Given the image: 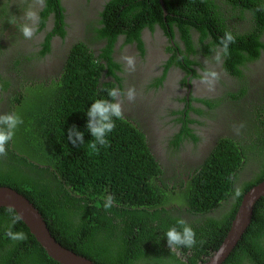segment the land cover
Returning a JSON list of instances; mask_svg holds the SVG:
<instances>
[{
	"label": "trees",
	"instance_id": "obj_1",
	"mask_svg": "<svg viewBox=\"0 0 264 264\" xmlns=\"http://www.w3.org/2000/svg\"><path fill=\"white\" fill-rule=\"evenodd\" d=\"M163 3L165 20L159 0H110L102 12L103 26L97 29L98 36L109 44L108 52L97 55L87 44H75L48 85L43 84L45 79L34 82L29 78L24 87H14L4 98L1 95L9 84L0 78V114L15 112L23 120L6 145L7 155L0 156V186H10L27 197L57 242L97 264H203L225 237L244 192L264 178V144L254 152L246 144L259 129L258 137L262 132L264 136V91L259 93L262 102L254 109L236 110L239 118L244 112L254 118L246 130L243 121L245 135L235 134L238 129L220 137L198 168L181 179L180 191L163 178L143 132L125 117L116 121L107 147L98 153L87 147L92 137L86 129V110L92 100L108 98L107 91L115 87L106 77L119 80L114 70L120 66L110 57L111 43L118 35L142 51L143 28L152 31L158 25L167 35L177 33L184 46L179 57L192 66L188 73L195 76L198 47L206 57L219 49L223 69L236 77L244 76L242 64L255 61L264 50L262 0H221L233 8L230 26L218 0ZM51 11L55 12L52 33H63L64 9L59 10L57 3L42 12V25ZM247 11L251 27L240 29L236 19L245 18ZM191 29L197 32V41L192 39ZM226 31L234 35L235 43L225 56L220 38ZM52 33L38 46L34 60L49 52ZM102 57L108 66L104 74ZM245 93L240 89L231 97L239 100ZM73 125L84 133L85 145L74 147L68 141V129ZM190 136L193 141L198 139ZM182 138L175 136V147ZM256 156L261 162L252 158ZM251 160L263 168L253 180H242L241 171ZM237 187L241 195L234 199ZM109 195L113 203L106 210L103 205ZM8 209L0 207V264H60L46 254L21 220L13 231H23L27 240L7 237L13 215H17ZM177 219L194 229L197 243L192 248L169 249L164 234L176 226ZM223 264H264V197L256 202L250 226Z\"/></svg>",
	"mask_w": 264,
	"mask_h": 264
},
{
	"label": "clouds",
	"instance_id": "obj_2",
	"mask_svg": "<svg viewBox=\"0 0 264 264\" xmlns=\"http://www.w3.org/2000/svg\"><path fill=\"white\" fill-rule=\"evenodd\" d=\"M4 1H10L11 2V0H4ZM262 2L264 5V0H262ZM56 3L59 6V10L61 8L64 9L65 19H67L68 15H69V11L71 9L73 10V8H76L77 5L85 6V4H86L85 2L80 1L79 4L76 3V5H74V0H47L45 3H43V0H35V4L41 6V8L44 6V10L48 6L54 7V5ZM19 10L15 11L16 15L12 16L13 18L10 19L9 23H16V20H15V18H16L19 22L18 24H20L19 29H20V31H21V33L25 39L31 40L40 31H43L45 33H42L36 37L37 43L35 45H32V48L30 50H28L27 52L19 53L16 50L12 51L14 49L11 47L10 44L6 49H4L6 51L3 50L0 52V54H1L0 60L2 61V64L0 65V78H1V80H5V82H8V84H9V86L4 90L5 93H3L1 95V97L6 98V96L10 92L13 91L14 87L19 89V87L22 84L26 85L27 82L29 81V78L31 79V81H34V82H37L39 79H45L43 84L48 85L50 83V79H52V77H55L57 72L62 68V66L66 60V57L70 54V50L72 49V47L79 42L87 44L90 47V49L92 51H94L95 54H97V55L98 54L100 55V53L101 54L107 53L109 50V47H108L109 44L106 41V39L100 38L98 36V30L97 29L98 28L100 29V27L103 26V24L101 23L102 19L96 23V24H101L100 27L94 26L95 23L94 24L91 23L85 27L83 32H86V34L88 35V37L90 39L88 37H84L83 39H78L75 35L72 36L71 32L74 31V28H73V23H71L72 21H70V20H66V22H64L63 33H52L53 29L55 27V23H54V19H53L55 16V12H53V11H51L50 13H48L46 15L45 23L42 25L41 15H42V12L44 10L41 11L40 17H39V14L37 13V11L34 10V8H32V7L29 8L27 5H24L23 7L19 8ZM162 10H163V8H162ZM223 10H222V13L225 14L223 16V17H225V22L228 26H230L234 20L233 12L227 7H224ZM21 11H23V12H21ZM165 11H166V9H165ZM102 12H100L101 18H102ZM166 14H167V12H166ZM163 16H164V11H163ZM165 17H166V15L164 16V20H165ZM247 18L249 20H245ZM236 20L249 24V27L245 30H248L251 27V15L248 11H247V13H245V18H243V19L237 18ZM63 21H64V18H63ZM41 25L43 27H42V29L39 30V27ZM155 26H158V25H155ZM12 28H13V26H12ZM193 30L194 29H191L192 35L196 37V35H198V34L196 31H193ZM10 32L12 33V31H10ZM48 32H51L52 34H54L49 38V43H50V39L53 36L64 37L65 35L71 33L70 39H68V40L63 39L62 42L60 43V45H62L64 47L67 46L68 49L65 48L64 52H62V50L59 49L57 51V53H55V54H52V51L49 50V52L47 54L42 55L43 57L41 59H35L34 60L33 59L34 53L38 52L37 48H38V46H40V44L42 42L45 41V39L48 35ZM150 32H151V30H150ZM174 34L178 36L177 33H174ZM119 36L120 35H118L116 37V39ZM178 38H179V36H178ZM115 40L111 43V47H110L111 48V52H110L111 59H112L111 53L113 52V46H114L113 44H114ZM141 41H142V39H141ZM180 42H181V40H180ZM233 43H235L234 35L230 31H226L224 33V35L220 38L221 52L223 55L226 56L228 54L229 45L233 44ZM181 44H182V48H179L177 43H175V47H173L172 49L169 46L168 47L169 54H168L167 48H166V50H164L165 52L163 51L164 56L160 58V60H159L160 61V67L157 70L156 64L159 62L157 60V53L156 52L152 53V57L156 56V58L154 59L153 62H149L146 59L147 56H149V55L146 56V53L149 54V52L146 51L144 42H143V50L142 51H140V49L137 47V45L134 42H126V39H124L120 43V48L118 50V56H117L116 60L112 59V61L115 64H119V66H120V69L114 70L115 73L117 74V76L119 77V80H117L115 78L106 77L105 80L114 83L115 87L112 89H109L107 91V97L108 98H104L101 96L97 99L92 100L91 105L86 110V115H87L86 129L91 134V137H92V139L87 142V147L90 149L91 152L98 153L100 151V148L107 147L109 145V143H110L109 139H108L109 134L114 131V129L116 127V121L122 120L124 117L127 118L134 125H137V127L143 132L145 139H146V142H147V144L150 148V151H151V149H152L151 144L152 143H151L150 137H149L148 133L142 129L141 123L137 122L133 118L131 119L130 117H128L124 114V103H126V101L129 103L134 102L136 99L137 93H136V90L134 87H129L127 89L126 84L124 82H122V78H121L122 73L121 72H124L125 70L129 71V72L132 71L136 75V78H137L139 84L141 85L142 89L144 90V92L149 94V95H153V97L156 99H157L156 96H159L156 91L161 89V87L163 86V82H165L167 79L166 78L167 74L170 72L168 74V76L170 75L172 77L173 74H175L177 76V79L174 81V87H176L178 85L176 87V91L178 92V94L177 93H175V94L182 95L183 90L180 91V86L182 84H185L187 81H189V77H197V76L193 75L192 73H188V69L192 66H190V67L187 66L186 63L184 62V60L181 57H179V55H180L179 51H183V49H184L182 42H181ZM122 46H124V47H122ZM130 46H132V48L135 51L139 52L141 55H143V56L145 55L144 56V59H145L144 62L138 63V60L135 59L134 55L123 54V52H131L132 51ZM106 48H107V51H104ZM50 49H51V44H50ZM171 51H173V55L170 54ZM198 51H199V53H202L199 47H198ZM49 54H52L53 58L48 56ZM46 57H47V61H45ZM215 58L217 61H220L221 55L218 53ZM102 61L105 64L104 68L106 67L105 70H103V74H104V71L108 70L107 69L108 66H107L106 60L104 58ZM257 61H255V62H257ZM255 62H253V63H255ZM28 65H31V67H28ZM42 65H46L45 71L40 69ZM147 65H149V68L151 69L150 74L147 73V70H146V74H144V69ZM172 65H173V67H172ZM17 66H19L18 70H15V67H17ZM125 66H126V69H125ZM170 67L173 68V71L170 69L169 72H167ZM193 68H194V66H193ZM240 70H241V66H240ZM246 70H250V68L248 67ZM202 71L206 72L207 70H202ZM224 71L228 73V71H226V70H224ZM241 72H242V70H241ZM199 74H198V77H200L202 75L200 72H199ZM243 75L244 76L236 77L235 75L231 74V76H234V79L236 81V85L240 86V88H238V89L236 88L234 91L230 92L231 96L238 94L240 89H245L246 92L248 93V89H249L248 87L250 86V82H253V80L251 78L250 79L247 78L245 73ZM224 76H226V74H224ZM201 78H204L202 82L207 85V86H205V88H206V91L208 93H210L209 89H212L214 87L215 82L217 80H220L218 74L214 71L206 73L205 76L201 77ZM161 79H162V82L160 84H158ZM146 82L149 84V86L151 88H153L155 90L154 91H148L145 88ZM222 85H226V84L224 81L220 80V86H222ZM179 91H180V93H179ZM247 93H245L242 96H239L238 97L239 100H233L232 97L230 96L228 99L233 100L232 105L229 103L228 107H225L224 109L221 108L220 112H219V116L217 118L224 120V118L220 115L223 110L226 111L227 109H232V108H236L237 110H240L241 107H244L243 106V104H245L244 97L248 96ZM0 94H1V88H0ZM241 100H243V101H241ZM207 102H205L207 107H210L207 104ZM251 107L254 109L256 106H255V104L253 106L250 104V107H246V108L249 111H251ZM243 110H245V109H243ZM194 111L196 112V114H194L195 116H202V114H203V111L198 109V108H195ZM156 112H157V109H155L153 111L154 114H156ZM213 114H215V113H213ZM213 114H211L210 117ZM243 115H244L243 118L241 117L237 120H230V126L237 127V128H231L230 127V128H228V131H226L225 133H222V135L216 136L212 140L211 149L213 146H215L217 140L220 137L228 135L226 133H231V132L234 133L233 130H238L239 127L242 129V124H243L244 118L247 117L245 112L243 113ZM210 120H211V118H210ZM22 123H23V120H22L21 116L15 112H8V113L0 114V156H6L7 155L6 145L9 143V141H11L13 139L16 129ZM212 124H213V121H212L211 125ZM67 138H68V141L74 147H79L81 145L86 144L84 141V133L79 131L76 128V126H74V125L68 129ZM216 138H218V139L215 140ZM198 140H200L199 137H198L197 141ZM190 141H193V140L191 139ZM178 145L176 146L177 148H178ZM189 145H191L190 142L186 141L185 143L180 144V147L178 149H179V151H182L183 154L189 155L192 152V150L190 148L185 149V146H189ZM209 151H207L205 153V155L206 154L208 155ZM207 155L205 156V158L207 157ZM154 156H155L156 161H158V163L162 169L161 161L159 160V158H157L156 155H154ZM205 158H203V160ZM203 160L200 163H198L195 168H198V166L203 162ZM249 162H250V164H245L244 167H246V168L244 169V167H243L244 170L241 171L242 172V178H243L242 180H245V181L253 180V178L257 175V173H259L260 170L263 168V166L261 168L260 164H258L259 162H257L256 164H251V163H253L252 160ZM262 164L264 165V163H262ZM189 169H187V170H189ZM186 171L180 173V177H179L180 181H181V179L185 180L187 178L189 172L186 174L185 178H182ZM182 173H183V175H182ZM262 180H264V178ZM168 183H169V180H168ZM181 184H182V182L180 183V185ZM256 184H257V182H255V184H253L252 187ZM179 189H180V187H178L176 190L180 191ZM240 195H241V189L239 187H237L234 190L233 198L235 199L236 197H239ZM112 203H113V197L111 195H109L106 198L103 207L107 210L108 208H110L112 206ZM8 211L12 212L13 210L10 207L8 209ZM20 219H21V216L13 215L11 223L7 229L6 235L12 241H25V240H27V235L23 231H13V226ZM251 222H252V220H251ZM251 222H250V224H251ZM250 224L248 225V227L250 226ZM248 227H247V229H248ZM164 235L166 237L167 245H168L170 250H173L177 247L192 248L197 243L196 233H195L194 229L183 219H177L176 226L169 227ZM208 257H207V259H208ZM206 260L203 262V264L206 262ZM199 264H202V263H199Z\"/></svg>",
	"mask_w": 264,
	"mask_h": 264
},
{
	"label": "flooded vegetation",
	"instance_id": "obj_3",
	"mask_svg": "<svg viewBox=\"0 0 264 264\" xmlns=\"http://www.w3.org/2000/svg\"><path fill=\"white\" fill-rule=\"evenodd\" d=\"M46 1L47 0H43V3H45ZM80 1L85 2V6L77 5L76 8H73V10L71 9L69 11L67 19H65L64 17V22H66V20L72 21L71 23H73L74 28V31L71 32L72 36L75 35L78 39H83L84 37H88L86 32H83L87 25L95 23L94 26H101V24L96 23L102 19L100 12L104 10L106 4L110 0H74V5H76V3L79 4ZM218 2L222 10L224 9V7H227L232 11L233 8L231 6L223 5L221 3V0H218ZM2 3H7L10 5L13 15H16L15 11L19 10V8L23 7L24 5H27L29 8H34V10L39 14V17L41 11L44 10V6L41 8V6L35 4V0H11V2L0 0V4ZM12 9H14V11H12ZM236 24L240 29H247L249 27L248 23L242 21L236 20ZM12 26L13 25H4L0 21V52L6 49L9 44L14 49L12 51L16 50L19 53L27 52L32 48V45H35L37 43L36 37L42 33H45L43 31H40L31 40H27L23 37L20 29H13ZM10 31H12V33ZM71 33L65 35L64 37L53 36L50 39V50L52 51V54L57 53L59 49H61L62 52H64L65 48L68 49L67 46L64 47L60 45V43L63 39H70ZM191 36L193 40L197 41V35L195 37L191 32ZM140 37L145 44L146 51L149 52V56H147L146 58L149 62H153L156 58V56L152 57V53L156 52L160 53L161 55V49L166 50L167 48L168 51V47L170 46V48L172 49L173 47H175V43L178 44L179 48H182V44L177 35H167L165 34V31L159 26H155L151 32L148 28H143ZM261 38V40L264 41V32L262 33ZM124 39L125 37L123 35H120L115 40L113 44V52L111 53L113 60H116L118 56V50L120 48V43ZM218 53L219 49L218 52H215L214 50L213 54H211L209 57L204 56L202 53H197V55H195V59L197 60L198 64L194 65V70L197 74H199L200 72L202 75L200 77H189V81L180 86V91L183 90L182 95H177L174 101H172V98L176 95L175 93L178 94V92L176 91V87L178 85L174 87V81L177 79V76L175 74H173L172 77L170 75L168 76V74L170 73L169 70L171 69L173 71V65L167 71L169 72L167 74L168 77L166 76L167 79L165 78L166 81L163 82V86L161 87V89L156 91L159 96H156L157 112L155 115V121H161L160 127L162 130L156 132L157 137L155 138L153 145L151 144V152L156 155L157 158H159V160L161 161L163 178H167V180H169L170 187H180V172H184L190 168V170H187L182 177L185 178L186 174L194 169L196 165L200 163L203 158H205V156L207 155H205L206 146L209 143H211L212 146V141L204 139V136H206L204 135V132L210 128V125L212 123V121L210 120V115L220 112L221 108L224 109L225 107H228L229 103L232 105L233 100L228 99L231 96L230 92L234 91L236 88H240V86L236 85L234 76H231L230 72L227 73L223 70V58H221L220 61L216 60L215 57ZM52 54H49L48 56L53 58ZM132 54L133 53L131 51V55ZM170 54L173 55V51H171ZM45 61H47V57L45 58ZM255 61L242 64L241 70L243 74H246L247 78H251L253 81L258 82L260 85V90L264 91V50L261 51L259 58H257ZM1 64L2 61L0 60V65ZM248 67L250 68V70H246ZM146 70L148 74L151 73L149 65L145 67L144 74H146ZM202 70L207 71L203 72ZM213 71L218 74L220 80L224 81L226 85L220 86V80H217L214 84V87L212 89H209L210 93H208L205 88V86L207 85L202 82L204 78L201 77H204L206 73ZM224 74H226V76H224ZM247 95L249 102L256 101L254 96H251V94L249 95V93H247ZM205 102H207L208 105H218L215 107H207ZM2 104L3 103H0V108ZM195 108L203 111L202 116L194 115L196 114V112L194 111ZM187 119H190V121H188ZM181 121L184 122L189 128L188 132H184L185 129ZM190 133L196 135V138L198 136L200 140L197 141L196 139L194 142L190 141ZM176 135L183 136V138L179 142L178 148L180 147V144L185 143L186 141L190 142L191 145L185 146V149L190 148L192 150L189 155L183 154L182 151H179V149L174 146L173 140L175 139Z\"/></svg>",
	"mask_w": 264,
	"mask_h": 264
},
{
	"label": "water",
	"instance_id": "obj_4",
	"mask_svg": "<svg viewBox=\"0 0 264 264\" xmlns=\"http://www.w3.org/2000/svg\"><path fill=\"white\" fill-rule=\"evenodd\" d=\"M159 1L165 16L163 0ZM262 197H264V180L244 192L225 237L204 264H223L226 261L250 224L256 202ZM0 207H11L17 215L21 216L20 220L28 228L30 234L34 236L46 254L58 263L97 264L57 242L39 210L27 197L14 188L0 186Z\"/></svg>",
	"mask_w": 264,
	"mask_h": 264
},
{
	"label": "rangeland",
	"instance_id": "obj_5",
	"mask_svg": "<svg viewBox=\"0 0 264 264\" xmlns=\"http://www.w3.org/2000/svg\"><path fill=\"white\" fill-rule=\"evenodd\" d=\"M12 11H14V9H12ZM12 12H11V7L9 4L7 3H2L0 4V20L1 23L4 25H15L16 23H19L18 20L15 18L16 23H9L10 19L13 18L12 17ZM15 16V15H14ZM131 50H132V55L135 56V59L138 60L139 62H144V56L141 55L139 52L135 51L132 46H130ZM163 49H161V55L160 53H157V60L159 61L161 57L164 56L163 54ZM165 52V51H164ZM123 54L125 55H131V52H123ZM167 54V53H166ZM148 54L146 53V56ZM1 56V54H0ZM18 67H15V70H18ZM28 67H31V65H28ZM160 67V61L156 64V69L158 70ZM43 71L46 70V65H42L41 68ZM126 69V66H125ZM121 78H122V82H124L127 86V89L129 87H134L136 90V99L134 102H127L124 103V114L128 117H130L131 119H135L137 122L141 123L142 129L144 131H146L150 137L151 143L153 145L155 138L157 137L156 132L159 130H162L160 127V122H156L155 121V115L153 113V111L156 109V98L153 97V95H149L147 93L144 92V90L142 89L141 85L139 84L136 75L131 71H124L121 72ZM23 87L25 86L24 84H22ZM145 88L148 91H154L155 89L151 88L149 86V84L146 82L145 84ZM248 93L249 95L251 94V96H254L256 101L252 102L248 100V98L245 96L244 100H245V104H243L244 107L240 108V111H242L243 109H245L246 107H250V104L253 106L254 104L257 103H261L262 101V96H259V93L262 92L260 90V85L258 82H250V86L248 87ZM177 97V94L172 98V101H174ZM251 98V97H250ZM243 101V100H241ZM242 105V104H241ZM237 109L236 108H232V109H227L226 111H222V113L220 114L224 120H221L220 118H217L219 116V112L213 114L210 118L213 121V124L210 126V128L204 132V139L205 140H210L212 141L216 136L218 135H222V133H225L226 131H228V128H237V127H233L230 126V120H237L239 119L238 114L236 113ZM161 112V110H160ZM247 117L244 118V124H243V129H247L248 127V123L254 121L253 116H249L248 114H246ZM165 124V123H164ZM162 126V125H161ZM239 129H241L239 127ZM234 132L236 130H233ZM262 129H259L258 134L261 133ZM232 133V132H231ZM228 135H231L229 133H226ZM238 135H245L244 131L241 129L239 132L235 133ZM258 134L255 136V138H251L249 142H247V149L250 152H254V150L256 148H259L260 146L263 147L264 144V136H263V132L262 134H260V137H258ZM246 137V136H245ZM247 138V137H246ZM244 138V139H246ZM218 138H216L215 140H217ZM211 149V143H209L206 148H205V152L209 151ZM263 155H261L260 157H262ZM254 160H259L261 162V158H259L258 156L256 157H252ZM164 159V158H163ZM246 167H244L245 169ZM243 169V170H244ZM182 172V171H181ZM180 172V173H181Z\"/></svg>",
	"mask_w": 264,
	"mask_h": 264
},
{
	"label": "crops",
	"instance_id": "obj_6",
	"mask_svg": "<svg viewBox=\"0 0 264 264\" xmlns=\"http://www.w3.org/2000/svg\"><path fill=\"white\" fill-rule=\"evenodd\" d=\"M19 26H20V24L17 23L15 25H13V29L16 28V30H19Z\"/></svg>",
	"mask_w": 264,
	"mask_h": 264
}]
</instances>
